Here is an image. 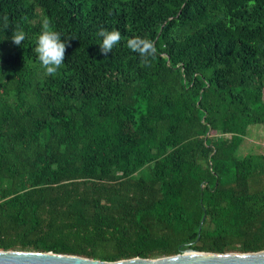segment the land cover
<instances>
[{
    "label": "trees",
    "instance_id": "16d2710c",
    "mask_svg": "<svg viewBox=\"0 0 264 264\" xmlns=\"http://www.w3.org/2000/svg\"><path fill=\"white\" fill-rule=\"evenodd\" d=\"M45 19L68 41L55 74ZM102 28L121 34L107 55ZM260 124L264 0H0V249L264 250V152L240 153Z\"/></svg>",
    "mask_w": 264,
    "mask_h": 264
},
{
    "label": "water",
    "instance_id": "95a60500",
    "mask_svg": "<svg viewBox=\"0 0 264 264\" xmlns=\"http://www.w3.org/2000/svg\"><path fill=\"white\" fill-rule=\"evenodd\" d=\"M202 217L198 229L199 239ZM0 264H264V250L257 252L212 253L187 248L181 253L158 258L134 257L105 261L78 255L24 250H1Z\"/></svg>",
    "mask_w": 264,
    "mask_h": 264
},
{
    "label": "clouds",
    "instance_id": "9594fccd",
    "mask_svg": "<svg viewBox=\"0 0 264 264\" xmlns=\"http://www.w3.org/2000/svg\"><path fill=\"white\" fill-rule=\"evenodd\" d=\"M7 26V20H5L4 27L7 28ZM98 35L101 38L100 50L105 55L112 52L113 47L121 40V34L118 30L109 31L102 28ZM25 39L26 34L21 30H15L12 33L11 40L16 45H21ZM67 43V40L62 39V34L45 19L43 28L36 39L35 52L46 74H55L63 65ZM127 46L132 51L138 52L144 62H148V58L154 56L157 51L153 41L142 37L129 39Z\"/></svg>",
    "mask_w": 264,
    "mask_h": 264
},
{
    "label": "rangeland",
    "instance_id": "374dc122",
    "mask_svg": "<svg viewBox=\"0 0 264 264\" xmlns=\"http://www.w3.org/2000/svg\"><path fill=\"white\" fill-rule=\"evenodd\" d=\"M249 151L264 152V125L260 124L250 128L249 133L241 146L240 153Z\"/></svg>",
    "mask_w": 264,
    "mask_h": 264
}]
</instances>
